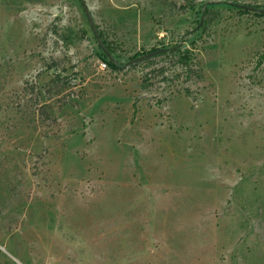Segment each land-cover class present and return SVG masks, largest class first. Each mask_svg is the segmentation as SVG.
<instances>
[{
    "label": "rangeland",
    "instance_id": "374dc122",
    "mask_svg": "<svg viewBox=\"0 0 264 264\" xmlns=\"http://www.w3.org/2000/svg\"><path fill=\"white\" fill-rule=\"evenodd\" d=\"M83 2L0 0V264H264V0Z\"/></svg>",
    "mask_w": 264,
    "mask_h": 264
},
{
    "label": "water",
    "instance_id": "95a60500",
    "mask_svg": "<svg viewBox=\"0 0 264 264\" xmlns=\"http://www.w3.org/2000/svg\"><path fill=\"white\" fill-rule=\"evenodd\" d=\"M82 6H83L84 11H85V13H86V15H87V18H88L89 23H90V25H91V27H92V30H93V32H94V34H95V36H96V39H97L98 44L101 46V48H102L107 54H109L108 50L106 49L104 43L102 42L101 38L99 37V35H98V33H97L96 29H95V26H94V24H93V22H92V20H91V18H90V15H89V13H88V11H87V8H86V6H85L83 0H82ZM237 6H243V7H247V8L253 9V10H255V11H263V12H264V9H262V8L251 7V6H248V5H245V4H237ZM163 50H164V48H162V49H157V50H154V51H149V52H147V53H145V54H142V55H140V56H137V57L131 59V61L134 62V61L142 60V59L147 58V57H151V56H153V55H155V54H158V53L162 52Z\"/></svg>",
    "mask_w": 264,
    "mask_h": 264
},
{
    "label": "trees",
    "instance_id": "16d2710c",
    "mask_svg": "<svg viewBox=\"0 0 264 264\" xmlns=\"http://www.w3.org/2000/svg\"><path fill=\"white\" fill-rule=\"evenodd\" d=\"M256 8H260V7H256ZM239 10L240 11H247V7H243V6H239ZM258 14H263V11L257 12ZM176 50L178 51V56H177V61L182 64V65H189L190 64V49L189 48H185L183 50H180L179 47L176 48Z\"/></svg>",
    "mask_w": 264,
    "mask_h": 264
},
{
    "label": "built area",
    "instance_id": "2783aa9c",
    "mask_svg": "<svg viewBox=\"0 0 264 264\" xmlns=\"http://www.w3.org/2000/svg\"><path fill=\"white\" fill-rule=\"evenodd\" d=\"M102 66H104L105 64L104 63H101Z\"/></svg>",
    "mask_w": 264,
    "mask_h": 264
}]
</instances>
